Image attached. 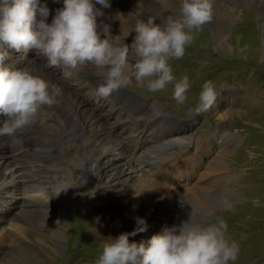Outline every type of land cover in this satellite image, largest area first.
<instances>
[{
    "label": "bare ground",
    "instance_id": "obj_1",
    "mask_svg": "<svg viewBox=\"0 0 264 264\" xmlns=\"http://www.w3.org/2000/svg\"><path fill=\"white\" fill-rule=\"evenodd\" d=\"M43 2H46L50 9L47 22L51 23L56 9L63 7V0ZM109 2L111 6L102 9L105 15L100 20L101 25L110 26L113 39L120 38L122 43L131 44L136 24L148 19L132 7L133 3L128 0ZM121 6L123 12L118 10ZM243 7L251 8L264 20V0H213V19L203 27H210L207 34L212 33L213 48L222 56L229 54L232 49L229 34L235 22L233 11L236 8L244 9ZM157 12L165 14V23L170 16L177 18L172 9H162L160 4ZM250 15L246 13L245 18ZM121 16L123 20L118 21ZM151 19L157 21L154 17ZM155 23L159 24L158 21ZM262 25L264 27V21ZM122 27L130 34L127 40L124 37L125 32L123 35H115L117 28ZM257 53H262L261 60L264 63V28L260 45L252 49V54ZM26 61L28 62L22 65ZM9 65L32 68L31 72L37 71L39 77L51 85H56L60 89V95L58 103L51 107L50 111L43 109L40 112V115L43 112L48 116L42 117L45 119L38 125H31L37 122L34 121L18 130L9 141L8 137L0 136V200L5 201L11 196L5 208H11L10 211L1 210L4 203L0 204V256L7 252L0 260L2 264H21L17 256L21 255L22 248L36 255L40 261H51V254L45 253L43 248L45 239L54 242L58 256H65V239L58 232L64 233L72 208L71 177L73 174L80 176L83 173L82 168L71 169L65 160L76 163L79 167L85 166V159L88 160V174L93 173L98 180L96 197L101 204L100 210L105 212L100 230L116 229V220L113 219L117 215H122L120 220L123 221L127 220L126 217L133 216L131 220L135 221V225L129 232L137 227V218L146 221V231L129 237L130 241L136 243H147L152 236L163 234L169 224L171 227L174 224L180 225L190 218L193 222H210L209 213H212L216 203L225 204L226 197H236L237 194L229 187L240 174L230 169L228 156L230 149L239 139L237 135L219 134L207 143L198 142L194 133L192 135L185 132L179 135L183 129L168 133L163 130L166 138L161 141L154 136L153 127L159 124L168 131L171 129L166 126H174L177 123L167 124L157 116L135 119L143 110L121 90L113 92L110 96L124 98L129 102L131 112L111 107L109 103L112 100L97 95V88L104 82V76L97 74L94 67L90 66L93 68V74L98 75L96 79L89 82L91 77L88 76L87 81H77L75 84L88 85L86 98L75 91L71 83L57 79V71L49 67L41 57L27 59L16 56ZM81 70L74 71L79 73ZM222 104V100L216 101V106ZM154 112L161 114L157 108L153 109V114ZM226 116L221 113L219 118L224 119ZM3 119L4 117L0 118V126ZM60 124L66 128V132H59ZM30 126L35 127L29 130ZM33 132H38V135L33 136ZM63 135L73 150L70 159L62 158L59 154ZM210 144L214 150H208ZM145 145L149 148L142 154ZM208 153L212 155L209 156ZM76 154L83 157L75 159ZM213 154L216 155L215 158ZM196 158L201 160L200 169ZM153 162L160 163L155 170L150 165ZM198 169V177L191 180ZM27 179L31 182V187L26 184ZM217 180L221 181L224 187L210 189L212 183ZM187 183L189 184L186 185ZM180 201L184 202L187 208L181 209ZM26 203L34 204L35 207L26 208L19 205L24 206ZM197 209L203 210L193 214L199 211ZM119 235L111 231L105 239H115ZM8 242L11 247L3 248ZM94 261H97L95 257Z\"/></svg>",
    "mask_w": 264,
    "mask_h": 264
},
{
    "label": "clouds",
    "instance_id": "obj_2",
    "mask_svg": "<svg viewBox=\"0 0 264 264\" xmlns=\"http://www.w3.org/2000/svg\"><path fill=\"white\" fill-rule=\"evenodd\" d=\"M59 2V0H53ZM100 5V7H97ZM109 0H63L48 23L50 9L42 0H0V136L11 137L33 123L45 108L58 103L60 89L34 75L27 67L5 66L7 49L27 54L34 50L49 67L79 71L86 66L104 76L97 95L109 97L134 78L147 81L150 92L162 91L174 81L170 61L181 60L195 33L213 19V0H182L180 17H169L163 25L151 18L138 22L131 44L117 43L110 26L100 23ZM7 46V48H5ZM190 88L184 76L174 84L173 99L185 104ZM218 98L212 82L203 85L200 110L211 109ZM132 232L107 239L97 264H230L238 259L240 246L227 235L225 220L193 222L166 228L147 243L129 237L147 229L136 219Z\"/></svg>",
    "mask_w": 264,
    "mask_h": 264
},
{
    "label": "rangeland",
    "instance_id": "obj_3",
    "mask_svg": "<svg viewBox=\"0 0 264 264\" xmlns=\"http://www.w3.org/2000/svg\"><path fill=\"white\" fill-rule=\"evenodd\" d=\"M158 1H160L162 9H172L177 18L180 17L182 0ZM132 3L135 4L136 2ZM240 8H236L233 11L235 22L229 34V43L232 47L229 54L222 56L213 48V35L211 32L207 34L210 31V27L205 26L195 33V39L186 49L184 57L179 61H170L174 76L172 84L167 85L164 90L158 92L148 91L146 87L147 81L136 84L134 83L135 80H131L126 86L129 89L131 87L136 92L133 93L135 98L132 101H135L134 104H143V100L145 103L146 100H150L146 104L148 108L149 106H153L155 107L153 109H159L161 114L165 112V114H168V117H174L181 121H193L192 130L202 135L195 137L198 139V142L209 141L208 136L210 137L214 130H224L225 126L226 131L220 134H233L228 131L235 132L233 135L238 136L237 138L239 139H236L239 140V145L235 147L237 144L235 143L230 149L228 166L231 170L238 172L240 176L244 174V178L237 186H235L236 182L231 187L233 192L237 194L235 198L226 197L225 204L216 203L217 205L214 207L212 213H209V221L213 218L214 222L218 219L225 220L228 225L227 235L240 246L238 259L234 263L230 262V264H264V63L261 60L262 53L252 54V49L259 46L262 40L264 28L262 23L264 20L257 16V13L251 8ZM246 13L251 14L248 17L249 19L245 18ZM164 15L161 12L157 13L159 24L165 23L163 19ZM244 18L246 19L245 22H243ZM117 33L118 35L125 34V39H128L130 36L125 27L117 28L115 35ZM114 40L117 43L123 42L120 38ZM7 51L10 56L7 59L8 63L16 56L27 59L36 57L34 50H30L27 54L22 51L17 52L14 49H7ZM27 62H24L22 65ZM29 69L32 71V68ZM32 73L37 75V71ZM184 76H187L189 79L188 99L185 104L178 105L173 99L174 84L179 82ZM209 81L212 82L218 92L217 100H222L223 104L216 106L215 103L212 107L215 110L209 114H204L200 110V94L203 91V85ZM76 86L74 84V87ZM79 88L83 96L87 98L88 89L84 87ZM143 96L148 98H144ZM195 104H197V107ZM232 104H235V106L231 108L230 105ZM110 106L114 107L111 104ZM127 108L129 109V107L125 109ZM44 109L50 111L51 108L45 107ZM221 113H225L227 116L224 119H220L219 115ZM151 114L150 112L149 114H144L142 119L143 117H150ZM47 116L46 113L42 112L40 117L36 118L37 122L31 125H38ZM1 117L3 116L0 115ZM227 122H229V125ZM137 123H139L138 120ZM165 123H174V121L166 119ZM214 123L216 126H214ZM183 125V123H177L174 126H166L168 129H171L167 132L184 130L185 127L183 128ZM31 127L35 126H30L29 128L31 129ZM59 127V132H66V128L62 124ZM209 129H212L213 132L211 133ZM178 134H183V131ZM191 134L193 135V133ZM216 136L218 135H212L211 140ZM60 144V156L70 159L73 156V150L70 148L64 135L61 137ZM208 147V150L215 149L211 144ZM208 154L209 156L212 155L211 153ZM213 155L215 158L216 155ZM77 157H83V155L76 154L75 159ZM65 161L71 169H83L82 175L73 174L71 177L73 187L72 208L67 217L64 233L62 231L58 232L65 239L64 247L66 254L65 256H58L55 253L56 246L54 242L45 239L47 241L44 240L43 248L45 253L51 254L52 260L48 262L40 261L36 255L29 253L26 248H22L20 251L21 255L17 256V260L21 264H97V261H94V257L98 260L102 254L103 245L108 239H105V236L111 231H113V234L129 232L135 225V221L131 220L133 216L126 217L127 220L123 221L120 220L123 216L117 215L113 219V221L116 220V229L109 231L100 230L99 226H103L105 212L100 210L101 204L99 198L96 197L98 180L93 173L88 174V160L85 159L86 164L83 167H79L76 163L72 164L67 160ZM197 161L200 164V169L202 167L201 160L197 159ZM199 169L191 180L198 177ZM220 182L215 181L209 188L214 189ZM211 191L216 192L218 190ZM100 198L101 200L103 199L102 196ZM19 205L26 208L35 207L27 203L24 206L22 204ZM179 207L185 209L187 205L180 201ZM53 209L54 207L50 210L53 211ZM6 210L10 211L11 208L7 207L3 211L5 212ZM202 210L193 214L202 212ZM10 247L11 243L8 242L3 248ZM81 249L82 251L78 253ZM6 255L7 252H3L0 260ZM2 263L0 262V264Z\"/></svg>",
    "mask_w": 264,
    "mask_h": 264
}]
</instances>
